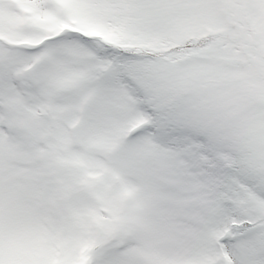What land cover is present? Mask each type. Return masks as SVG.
Listing matches in <instances>:
<instances>
[{
    "label": "snow or ice",
    "instance_id": "snow-or-ice-1",
    "mask_svg": "<svg viewBox=\"0 0 264 264\" xmlns=\"http://www.w3.org/2000/svg\"><path fill=\"white\" fill-rule=\"evenodd\" d=\"M0 264H264V0H0Z\"/></svg>",
    "mask_w": 264,
    "mask_h": 264
}]
</instances>
